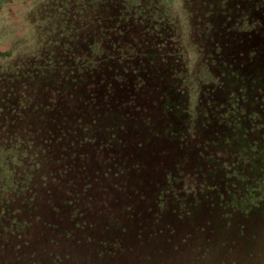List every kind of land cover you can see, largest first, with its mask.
<instances>
[{"label": "trees", "instance_id": "16d2710c", "mask_svg": "<svg viewBox=\"0 0 264 264\" xmlns=\"http://www.w3.org/2000/svg\"><path fill=\"white\" fill-rule=\"evenodd\" d=\"M128 2L43 5L0 65V264H264V0L187 1L194 112L175 26Z\"/></svg>", "mask_w": 264, "mask_h": 264}, {"label": "rangeland", "instance_id": "374dc122", "mask_svg": "<svg viewBox=\"0 0 264 264\" xmlns=\"http://www.w3.org/2000/svg\"><path fill=\"white\" fill-rule=\"evenodd\" d=\"M57 0H14L3 4L0 9V65L7 67L11 60L20 56H32L44 46L43 26L38 15L43 5ZM163 17L175 26L177 39L183 49L187 64V83L191 96V109L194 112L199 98V83L211 81L206 68L201 64L198 48L192 40L191 14L188 0H154ZM139 0H129L131 8L139 5ZM15 157L8 150L0 148V186L11 187V162Z\"/></svg>", "mask_w": 264, "mask_h": 264}]
</instances>
